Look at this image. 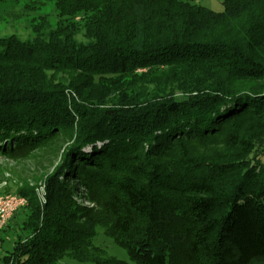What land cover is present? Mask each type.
<instances>
[{"label":"trees","instance_id":"1","mask_svg":"<svg viewBox=\"0 0 264 264\" xmlns=\"http://www.w3.org/2000/svg\"><path fill=\"white\" fill-rule=\"evenodd\" d=\"M53 1L0 38V161L52 167L0 264L94 260L98 227L138 264H264V0Z\"/></svg>","mask_w":264,"mask_h":264},{"label":"rangeland","instance_id":"2","mask_svg":"<svg viewBox=\"0 0 264 264\" xmlns=\"http://www.w3.org/2000/svg\"><path fill=\"white\" fill-rule=\"evenodd\" d=\"M192 2L216 13L224 11L225 0H192ZM40 16H46L51 26L56 27L58 11L53 0H5L0 2V38L15 35L23 41L32 39L34 37L33 25ZM78 38L84 40L83 36ZM49 76L55 83L65 84H68L70 78L67 73L50 72ZM51 171V165L45 159L38 157L31 158L23 164L0 161V196L6 195V192L18 194L23 188L30 186L29 188L36 190L39 198H43V180ZM3 233L0 232V243ZM14 238V235H9L6 239L5 249L13 248ZM90 252L94 258L96 257L94 260L79 261L66 257L57 264H138L131 260L125 248L106 235L102 227L96 229V236L92 241ZM171 264L184 263L179 257V260H175Z\"/></svg>","mask_w":264,"mask_h":264},{"label":"built area","instance_id":"3","mask_svg":"<svg viewBox=\"0 0 264 264\" xmlns=\"http://www.w3.org/2000/svg\"><path fill=\"white\" fill-rule=\"evenodd\" d=\"M8 177L10 175L8 174ZM27 206V199L17 194L0 196V231H2L12 217L22 208Z\"/></svg>","mask_w":264,"mask_h":264}]
</instances>
